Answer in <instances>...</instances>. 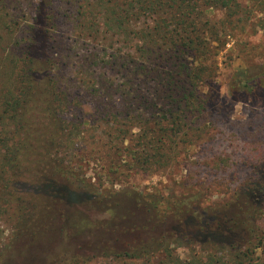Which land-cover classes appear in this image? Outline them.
Here are the masks:
<instances>
[{
    "label": "trees",
    "instance_id": "trees-1",
    "mask_svg": "<svg viewBox=\"0 0 264 264\" xmlns=\"http://www.w3.org/2000/svg\"><path fill=\"white\" fill-rule=\"evenodd\" d=\"M58 1L82 49L74 72L96 73L77 83L90 90L83 96L63 83L58 2L0 0V198L16 200L19 213L0 264H264V129L252 135L249 181L208 210L174 196L97 192L72 166L89 126L103 122L126 165L144 173L208 143L205 113L218 100L212 58L236 32L257 33L258 15L264 31V0ZM230 93L264 94V66L240 71ZM89 96L93 114L76 106ZM181 246L199 250L184 260Z\"/></svg>",
    "mask_w": 264,
    "mask_h": 264
},
{
    "label": "rangeland",
    "instance_id": "rangeland-1",
    "mask_svg": "<svg viewBox=\"0 0 264 264\" xmlns=\"http://www.w3.org/2000/svg\"><path fill=\"white\" fill-rule=\"evenodd\" d=\"M56 1L60 16L55 36L57 42L61 44L62 51L55 52L63 57L64 63L69 65L66 72L62 73L63 83L70 84L68 90L74 95V92H79L83 96L89 89L77 83L85 78V74H91L94 81L96 73L74 72L73 63L78 61L82 49L73 41L75 39L68 27L69 20L63 11L65 5ZM26 2L24 1L22 5L24 8L22 12L30 9V5ZM73 10L72 7L67 12ZM30 12L23 13L19 19L22 26L30 24ZM260 16L256 18H261ZM256 18L253 19L257 33L252 34L253 27L250 26L245 32H236L235 38L229 41L215 59L212 58L215 60L214 82L218 88V100L209 104L205 113L206 123L210 129L213 128L208 131V143L193 147L191 145L188 153L180 155V162L167 170L144 173L130 169L126 165L124 154L117 149L119 144L117 139L110 140L105 131L107 126L105 122L100 126L90 125L88 135L77 144L76 159L72 163L78 177L85 178L97 192L133 191L148 194L157 202L163 201L164 198L172 200L174 196L181 203L189 204L190 209L198 211L222 207L230 202L240 185L247 183L252 175L254 161L251 159L250 147L252 148L251 143L255 142L252 135L264 129V94L259 97L238 95L234 98L230 93V86L240 71L249 67L264 66V31L260 29ZM122 77L115 74V83L123 82ZM202 89L207 93L213 91L207 86ZM90 98V96L87 99L83 97L85 101L81 104L78 102L79 105L76 106L88 114H93L96 101L95 98L94 101ZM108 103L113 104V102ZM127 138L130 139L129 136ZM127 140L123 147L128 146ZM184 157L185 160L182 161ZM3 188L4 185L0 184V189ZM18 214L16 200L10 202L0 198V253L9 247ZM261 224L264 227V219ZM191 249L194 251L198 248L181 246L177 248L176 254L186 260L192 254ZM58 252L62 254L68 251L61 247ZM83 264L123 263L94 259Z\"/></svg>",
    "mask_w": 264,
    "mask_h": 264
}]
</instances>
